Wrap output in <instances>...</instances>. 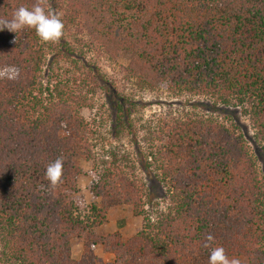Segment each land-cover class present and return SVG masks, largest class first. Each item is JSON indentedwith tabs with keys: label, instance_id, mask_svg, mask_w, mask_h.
<instances>
[{
	"label": "trees",
	"instance_id": "16d2710c",
	"mask_svg": "<svg viewBox=\"0 0 264 264\" xmlns=\"http://www.w3.org/2000/svg\"><path fill=\"white\" fill-rule=\"evenodd\" d=\"M35 3L0 0V18ZM44 7L64 23L58 43L42 42L34 29L0 30V68L12 71L0 77V264H100L97 244L113 254L103 264H208L215 247L264 264V0H48ZM73 28L107 57L128 55L124 70L140 87L165 85L214 110L161 117L135 158L113 149L96 156L81 115L89 93L103 89L115 136L132 127L136 102L127 105L83 60L67 38ZM62 70H78L79 79ZM238 112L251 122L255 150ZM77 156L94 170L95 201L86 208L77 199ZM58 157L63 176L51 188L44 174ZM121 205L141 217L140 228L125 240L118 232L96 236L108 210ZM208 234L214 239L205 248Z\"/></svg>",
	"mask_w": 264,
	"mask_h": 264
},
{
	"label": "rangeland",
	"instance_id": "374dc122",
	"mask_svg": "<svg viewBox=\"0 0 264 264\" xmlns=\"http://www.w3.org/2000/svg\"><path fill=\"white\" fill-rule=\"evenodd\" d=\"M74 29L75 28L70 31L69 37L67 38L69 42L76 47V51L82 54L83 60L92 66L93 69L98 70L101 77L105 76V79L112 84L115 91L123 96L127 105L131 101L136 102L135 106L131 109L132 127L115 136V111L111 109L103 89H96L93 94L89 93V103L87 107L82 109L81 115L88 123L89 147L96 156H107V151L113 149L118 154L129 153L131 157L135 158L137 150H145L147 140L152 136L151 130L159 123L158 120L160 121L161 117L165 115H182L186 112L210 114L208 108L209 110H214L210 107H206L208 101L205 99L199 98L200 100H198V98L187 94H176L165 85H159L155 88L140 87V85L135 82V79L128 77L124 70L128 63V55L121 53L116 58L107 57L96 48L86 46L84 44V42L87 41L86 35ZM78 38H81L82 41H77ZM69 64L70 61L64 60L60 63V65L63 66H69ZM86 67L81 68L80 71L82 73L88 72ZM47 74L49 75V73ZM62 74H65L63 70ZM11 75V70L0 68V77ZM65 75L71 77L74 75L79 79L78 70H72ZM81 90L82 92H86L87 87L82 86ZM236 116L245 129L249 138L250 147L255 150L253 147L255 144L252 140L254 130L251 127L250 120L247 116L239 112ZM75 161L83 169V175L78 179L79 191L77 193V199L81 207L86 208L92 201H95L89 192L94 170L92 162L85 160L82 156L75 157ZM258 166L261 171V168H264V162L258 161ZM262 172L264 175L263 169ZM160 204L162 207L163 203ZM140 226L141 217L134 216L130 206L121 205L111 207L107 212L106 222L95 227L94 232L96 236L118 232L122 240H125L135 233ZM71 250L72 256L74 258H79L82 250L81 240L75 239L72 243ZM93 250L100 264L110 262L113 258V254L105 252L99 244L94 245ZM232 258L238 259L240 264H245V261L241 258L231 257L229 259Z\"/></svg>",
	"mask_w": 264,
	"mask_h": 264
},
{
	"label": "clouds",
	"instance_id": "9594fccd",
	"mask_svg": "<svg viewBox=\"0 0 264 264\" xmlns=\"http://www.w3.org/2000/svg\"><path fill=\"white\" fill-rule=\"evenodd\" d=\"M48 0H36L31 7L20 6L13 14L12 18H0V30L7 29L16 33L25 28L34 29L37 37L44 43H58L64 35V23L60 16L54 12H46L44 5ZM45 179L49 182V187H57L63 176V158L58 157L54 161L48 163L45 170ZM43 189L44 186L41 185ZM214 237L208 234L205 238L204 247H209V242ZM208 264H240L236 258L229 259L223 247H215L210 251Z\"/></svg>",
	"mask_w": 264,
	"mask_h": 264
}]
</instances>
